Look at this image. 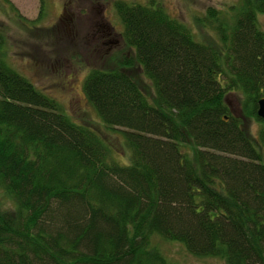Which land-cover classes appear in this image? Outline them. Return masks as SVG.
I'll return each instance as SVG.
<instances>
[{
  "label": "trees",
  "instance_id": "trees-1",
  "mask_svg": "<svg viewBox=\"0 0 264 264\" xmlns=\"http://www.w3.org/2000/svg\"><path fill=\"white\" fill-rule=\"evenodd\" d=\"M148 100L125 69H92L85 97L122 128L127 161L64 114L4 58L0 31V264H175L153 237L225 264H264V0L195 22L219 46L151 0H114ZM242 94L255 135L225 102ZM262 150V151H261Z\"/></svg>",
  "mask_w": 264,
  "mask_h": 264
},
{
  "label": "rangeland",
  "instance_id": "rangeland-1",
  "mask_svg": "<svg viewBox=\"0 0 264 264\" xmlns=\"http://www.w3.org/2000/svg\"><path fill=\"white\" fill-rule=\"evenodd\" d=\"M114 0H0V31L3 52L9 66L26 77L35 88L55 100L74 122L87 125L112 148L119 161H127L122 128L107 127L85 97L83 82L92 69H125L153 101V89L135 63L123 65L132 51L122 38L123 27L113 7ZM148 3L151 0H126ZM172 17L186 24L194 36L219 46L214 33L198 25L194 18L208 7L230 14L241 0H153ZM264 29V13H257ZM103 31V35L98 33ZM105 32V33H104ZM109 32V35L107 33ZM111 40V41H109ZM114 40V41H113ZM242 94L228 92L225 102L253 135L258 123L244 114ZM262 151V150H261ZM6 207L12 204L0 190ZM164 255L175 264H225L219 257H197L177 242L153 237Z\"/></svg>",
  "mask_w": 264,
  "mask_h": 264
},
{
  "label": "water",
  "instance_id": "water-1",
  "mask_svg": "<svg viewBox=\"0 0 264 264\" xmlns=\"http://www.w3.org/2000/svg\"><path fill=\"white\" fill-rule=\"evenodd\" d=\"M257 115L264 118V98H261L258 101Z\"/></svg>",
  "mask_w": 264,
  "mask_h": 264
},
{
  "label": "flooded vegetation",
  "instance_id": "flooded-vegetation-1",
  "mask_svg": "<svg viewBox=\"0 0 264 264\" xmlns=\"http://www.w3.org/2000/svg\"><path fill=\"white\" fill-rule=\"evenodd\" d=\"M98 33H99V30H98ZM105 33V32H104ZM100 35H103V31L101 33H99ZM107 35H109V32L107 33ZM111 41V40H109ZM114 41V40H113Z\"/></svg>",
  "mask_w": 264,
  "mask_h": 264
}]
</instances>
